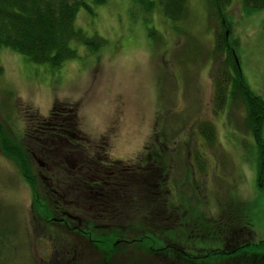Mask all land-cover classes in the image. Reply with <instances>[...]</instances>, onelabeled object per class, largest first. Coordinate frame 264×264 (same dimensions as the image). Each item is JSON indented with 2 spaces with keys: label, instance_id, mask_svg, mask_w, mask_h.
<instances>
[{
  "label": "rangeland",
  "instance_id": "1",
  "mask_svg": "<svg viewBox=\"0 0 264 264\" xmlns=\"http://www.w3.org/2000/svg\"><path fill=\"white\" fill-rule=\"evenodd\" d=\"M83 1L91 11L80 5L73 26L85 36L98 37L97 47L71 39L75 56L57 67L0 47V136L23 145L34 119L44 121L54 105H66L73 108L80 133L92 141L105 136L107 155L117 165L132 167L145 143L161 153L158 171L166 179L162 194L169 199L174 193L175 205L187 207L189 222L197 214L218 219L219 209L232 214L236 208L245 211L252 240H264V184H255L256 148L242 124L244 109L237 100L227 104L226 99L216 112L212 103V81L224 58L215 43L222 37L233 47L245 84L264 101V6L248 11L240 0H216L218 8L211 0H185L183 17L171 21L160 12L158 0ZM204 122L215 131L211 144L198 130ZM197 151L203 161L194 159ZM36 163L34 159L31 168ZM50 168L48 173L64 174L61 163ZM30 193L14 162L0 150L2 218L4 228L13 231L8 251L0 252V264H49L61 252L51 251L47 238L75 237L46 225L50 222L35 226L29 217ZM194 206L193 213L189 207ZM126 234L115 239L128 244H116L106 264L162 263L158 253L149 252L152 238H139L134 228ZM78 253L55 264L99 261L92 253L82 258Z\"/></svg>",
  "mask_w": 264,
  "mask_h": 264
},
{
  "label": "trees",
  "instance_id": "2",
  "mask_svg": "<svg viewBox=\"0 0 264 264\" xmlns=\"http://www.w3.org/2000/svg\"><path fill=\"white\" fill-rule=\"evenodd\" d=\"M100 1L93 0L95 3ZM211 2L219 7L216 0ZM240 3L241 8L248 11L264 6V0H240ZM157 4L162 15L171 21L183 17L186 9L185 0H158ZM80 5L88 12L91 11L83 0H0V47L21 53L30 62H43L54 67L75 56L73 48L69 46L71 39L89 48L97 47L101 43L98 37L94 34L85 36L83 31L73 26V18ZM215 46V51L224 53V58L220 65L222 70L216 73L212 81V103L216 112L223 109L226 99L227 104L235 100L241 103L244 109L242 124L253 137L256 148L255 184L261 188L264 184V139L261 137L264 101L252 92L238 72L233 47L226 45L224 37L219 42L216 40ZM75 123L73 108L66 105L56 108L54 105L44 121L33 120L30 130L24 132L26 140L23 145L19 143L17 146L15 141L4 134L0 136V150L14 162L18 176L31 192L29 217L35 226L57 220L61 212L68 213L58 207H70L75 211H79L80 207L85 223L82 227L84 237L106 240L122 236L125 238L128 237L126 230L134 228L138 230L139 238H152L149 252L153 255L158 253L162 258L159 260L161 264H164L165 259L167 264H190L188 248L193 237H197L205 246L222 240L228 251L233 248L236 250L241 243L239 240L249 242L245 250L238 251L233 258L228 257L225 263L264 264V240H252L254 233L245 219V211L235 208L230 214L219 209V218L210 220L205 217L202 219L203 216L197 214L194 216V224L188 220L190 213L187 207L175 205L177 199L174 193L169 199L163 196L161 189L166 186V179L158 171L162 166V154L155 149H147L148 143H145L141 152L143 154L140 153L128 172L92 181L94 174H97L92 170L96 161L114 167H117L118 161L112 162L107 155L108 145L104 142V135L92 141L77 130ZM198 130L208 144L214 142L215 131L210 122L200 123ZM199 155L197 151L194 159L203 161ZM34 159L39 164L31 168ZM60 163L64 174L63 171L62 174L54 175L47 172H52V165L58 167ZM49 174L52 178L47 176ZM98 186H102V189H98ZM4 207L0 202V252L2 248L4 252L8 251L10 245L7 242L13 236L12 230L4 228L1 210ZM189 211L196 212L195 206L189 207ZM127 218H130L129 222L125 223ZM101 222L112 225H93ZM160 238L163 242L158 241ZM174 244L180 246L178 252L174 250ZM250 246L256 251H249Z\"/></svg>",
  "mask_w": 264,
  "mask_h": 264
},
{
  "label": "flooded vegetation",
  "instance_id": "3",
  "mask_svg": "<svg viewBox=\"0 0 264 264\" xmlns=\"http://www.w3.org/2000/svg\"><path fill=\"white\" fill-rule=\"evenodd\" d=\"M122 164H118L117 167H114L112 165H103L100 164L99 162H95L93 164V171L96 172L97 174H94V180L92 181H99L100 179H107L109 176H111V174H115V175H119L121 174V172H128L129 168L127 166H123ZM98 189L101 188L102 186H98ZM81 211L82 208L79 207V211L76 209V214L72 215L71 213H67V212H61L60 216L57 218V220H52V222L49 223V225H53L55 227H57L58 229L60 228V230H64L66 233H71L72 235H74V238H71L72 241H67L61 238L59 240H51L50 238H47V241H49V246H51V251L61 252V255H58V259H51L49 260V264L53 263L55 264V262H61V261H65V259L63 257H66L68 255H70L71 253H76L79 250V253L76 254V256L81 257L82 258V254L83 255H87V253H92V251H94L92 253L93 256V260L94 257L97 258L98 262L97 263H90V262H82V264H106V262H109L110 258L113 256V253H115L116 248H114V246L116 244H128L129 240H124L122 239H114L112 238V240H106L104 238L101 239H93L88 238V237H84V231L82 229L83 226H85V223L83 221V218L81 217ZM80 215H78V213ZM246 217V216H245ZM246 221H248L247 217L245 218ZM249 222V221H248ZM194 223V222H193ZM250 223V222H249ZM195 224V223H194ZM94 226H104V227H109L112 225V223H108V224H102L101 223H96L93 224ZM250 226V224H249ZM194 228V226H193ZM71 231V232H70ZM70 240V239H69ZM75 241V242H74ZM103 241V242H102ZM240 245H237V249L235 250V248L231 249L228 251V249H226V245L222 240L219 241H214V245L209 244L206 245L202 244L201 242L198 241L197 237H193L190 239V246L188 248L189 254L190 255V264H197L198 262H203V264H226L225 262H227L228 257L229 258H233L235 256H237L238 251L241 250H245V247L247 245H250L249 242L245 243V241L243 240H239ZM174 250H176V252H178L180 250V246L178 244H174ZM123 246V245H121ZM78 250H77V248ZM85 250V251H84ZM248 250L250 251H256L254 249H252V247L250 246L248 248ZM252 252V253H254ZM154 256V255H153ZM251 257H253L252 255H250ZM84 258V257H83ZM91 261V260H88ZM62 262V263H63ZM66 262V261H65ZM68 264V263H67Z\"/></svg>",
  "mask_w": 264,
  "mask_h": 264
}]
</instances>
